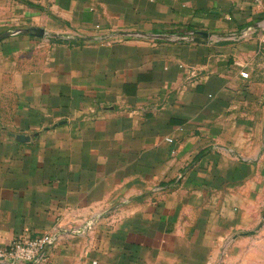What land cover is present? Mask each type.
<instances>
[{"label":"crops","instance_id":"0c3cea01","mask_svg":"<svg viewBox=\"0 0 264 264\" xmlns=\"http://www.w3.org/2000/svg\"><path fill=\"white\" fill-rule=\"evenodd\" d=\"M19 26L67 37L0 42V248L264 264V0H0Z\"/></svg>","mask_w":264,"mask_h":264},{"label":"built area","instance_id":"2783aa9c","mask_svg":"<svg viewBox=\"0 0 264 264\" xmlns=\"http://www.w3.org/2000/svg\"><path fill=\"white\" fill-rule=\"evenodd\" d=\"M263 0H252L259 6ZM171 142V140H169ZM81 233V232H80ZM60 230L53 233L33 236L31 230L25 229L22 236L6 248H0V264H43L50 248L55 246Z\"/></svg>","mask_w":264,"mask_h":264},{"label":"water","instance_id":"95a60500","mask_svg":"<svg viewBox=\"0 0 264 264\" xmlns=\"http://www.w3.org/2000/svg\"><path fill=\"white\" fill-rule=\"evenodd\" d=\"M19 35H28L36 38H57L64 39L67 36L60 34H53L47 32L46 29L38 27V26H19L16 28H12L0 34V42L8 39L10 37L19 36ZM156 39L160 40H170L174 42H191L198 44H211L212 43V34L203 31H191L184 32L180 35H172V36H157ZM84 40H91L90 38Z\"/></svg>","mask_w":264,"mask_h":264}]
</instances>
